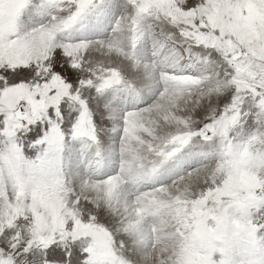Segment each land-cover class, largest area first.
Wrapping results in <instances>:
<instances>
[{
  "label": "snow or ice",
  "instance_id": "snow-or-ice-1",
  "mask_svg": "<svg viewBox=\"0 0 264 264\" xmlns=\"http://www.w3.org/2000/svg\"><path fill=\"white\" fill-rule=\"evenodd\" d=\"M0 264H264V0H0Z\"/></svg>",
  "mask_w": 264,
  "mask_h": 264
}]
</instances>
